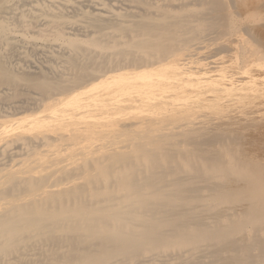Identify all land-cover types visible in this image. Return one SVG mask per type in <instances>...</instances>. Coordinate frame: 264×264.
<instances>
[{
  "label": "bare ground",
  "instance_id": "obj_1",
  "mask_svg": "<svg viewBox=\"0 0 264 264\" xmlns=\"http://www.w3.org/2000/svg\"><path fill=\"white\" fill-rule=\"evenodd\" d=\"M256 1L0 0V264H264Z\"/></svg>",
  "mask_w": 264,
  "mask_h": 264
},
{
  "label": "rangeland",
  "instance_id": "obj_2",
  "mask_svg": "<svg viewBox=\"0 0 264 264\" xmlns=\"http://www.w3.org/2000/svg\"><path fill=\"white\" fill-rule=\"evenodd\" d=\"M237 1H239V0H237ZM245 1H247V2L250 1V2H249L250 5H254V4L256 5L255 2H257L256 0H245ZM253 2H254V3H253ZM250 5H249V6H250ZM253 17L255 18L256 16H254V15L252 16V15H251L249 19H250V22L252 21L253 24H254V27H255V28L253 27L254 30H257V31L260 33L261 37L263 36L262 38H264V12H263V19H262V21H259L260 19L258 18V16L256 17V18H258V20L255 18V21H254V19H252ZM251 19H252V20H251ZM258 21H259V22H258ZM254 22H255V23H254ZM256 22H257V23H256ZM250 24H251V23H250ZM253 24H251V25H253ZM261 25H262V26H261ZM258 32H257V33H258ZM244 35H245V36H244ZM243 38H244V39L247 38V37H246V34H243ZM263 40H264V39H263ZM18 42H19V41H18ZM32 42H33V41H32ZM32 42H25V44H26L25 47H24V45H23L24 42L20 41V44L23 45L24 48H27V47L30 48V47H32L31 44L34 45V43H32ZM207 43H209V44H208V45H209L208 47H210V43L213 44L212 41H209V42H207ZM214 43H216V42H214ZM28 45H30V47H29ZM213 45H215V44H213ZM213 45H211L210 48H215V47H216V46L212 47ZM208 49H209V48H208ZM208 49L206 48V50H205V49H202V51L200 50L201 52L204 51V53H203L202 55L208 56V53H210L211 50L214 51V49H211L210 51H209ZM206 52H207V53H206ZM200 55H201V54H199L198 56L200 57ZM40 56H41V57H44V55L41 54V53H40L39 55H37V57H40ZM209 56H210V54H209ZM41 57H40L39 59H41ZM217 57H218V56H217ZM217 57H215V58H217ZM215 58H214V59H213V58H212V59L210 58V61H211V60H215ZM208 60H209V59H208ZM257 65H261V63H260V64L258 63ZM263 90H264V88H263ZM260 98H261V97L255 98V100H254V102H253V104H252L253 106L251 105L252 108H251V107H249V108H251V110H253V111L256 112V113L258 112V116H257V117H259V118H257V120H260V121L262 120V122L258 121L257 124L261 123V125L264 127V104H263L264 99L261 98L263 101H260V100H259ZM258 100H259V102H262V103H259V102H258V104H257V101H258ZM259 105H260V106H259ZM247 108H248V107H247ZM237 109H238V108H237ZM259 110H260V111H259ZM260 113H261V114H260ZM262 123H263V124H262ZM261 125H259V126L257 125V126L261 128V127H262ZM263 127H262V128H263ZM262 130H263V131H262ZM260 131H261V133H264V128H263V129H260V130H259V133H258V136H262V135H263V139H262V137H259L258 140H259V143L263 140V143L261 142L262 145L259 144V146H262L260 150H262V152H264V151H263L264 149H262V148H263V145H264V134L261 135V134H260ZM260 139H262V140L260 141ZM262 154H263V153H260V155H262ZM260 155H259V156H260Z\"/></svg>",
  "mask_w": 264,
  "mask_h": 264
}]
</instances>
